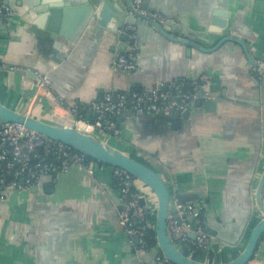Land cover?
<instances>
[{
    "label": "crops",
    "instance_id": "1",
    "mask_svg": "<svg viewBox=\"0 0 264 264\" xmlns=\"http://www.w3.org/2000/svg\"><path fill=\"white\" fill-rule=\"evenodd\" d=\"M2 1L15 14L9 23L0 18V103L20 114L72 126L71 108H81L86 116L89 104L105 94L158 86L175 92L179 85L186 90L190 82L205 78L203 89L216 102L214 111L206 112L193 101L187 119L174 118L177 128L160 125L149 115L126 113L117 122L121 143L99 138L155 169L170 184V193L204 200L213 241L221 242L212 243L208 252L219 263L234 259L263 217L256 194L264 171V104L242 48L226 42L204 52L142 24L136 28V69L120 71L112 64L128 48V40L122 29L115 33L113 28L130 16L125 0H105L114 15L105 28L95 17L86 20L83 11L104 0H60L74 12L58 21L65 44L55 53L41 19L43 0ZM142 2L178 20L174 37L208 50L220 36L207 31V19L216 8H225L236 30L224 36L245 42L244 35L252 30L246 46L255 44L257 53L251 58L264 53V15L252 13L254 0ZM29 72L47 76L48 88L37 92ZM35 92L38 98L32 102ZM50 186L52 192L46 193ZM37 187L36 193L7 190L0 200V264H125L126 237L115 225L117 191L108 168L90 177L74 167L42 177ZM136 187L155 202L144 184ZM248 264H264V236Z\"/></svg>",
    "mask_w": 264,
    "mask_h": 264
},
{
    "label": "built area",
    "instance_id": "2",
    "mask_svg": "<svg viewBox=\"0 0 264 264\" xmlns=\"http://www.w3.org/2000/svg\"><path fill=\"white\" fill-rule=\"evenodd\" d=\"M131 14L138 19L151 20L161 24L167 18L158 10L141 8L142 0H129ZM15 12L12 11L2 0H0V18L9 23ZM122 34L128 40V48L118 55L112 64L115 70L134 71L136 69L138 49V38L136 27L131 24L124 25ZM4 69L0 63V71ZM205 78L194 80L185 87L179 85L177 91L168 90H141L105 94L102 98L93 101L87 109L93 112L94 118L88 120L86 116L79 115L74 106L69 111L73 119V127L79 131L88 129L87 133L98 137L109 136L119 138L120 129L112 121L116 117L126 113L135 116H142L152 113L157 116L168 117L173 113L183 114L189 110L190 104L196 101L200 90H203ZM50 82L47 76L36 74L35 87L40 89L48 88ZM162 87V86H161ZM184 90V92H182ZM35 92L32 102L37 100ZM206 92L201 99H208ZM106 139V138H105ZM0 200H4L7 190H28L38 185L42 177L66 173L71 168H81L88 176L94 177L97 170L108 168L110 170L113 185L116 188L115 198L118 212V223L127 237L129 245L134 246V241L139 249H144V237L147 230L154 229L156 203L150 200L148 194L138 190L136 184L139 182L124 170L111 168L96 163L86 156L75 152L61 142L54 141L36 132L25 128L17 123L0 124ZM172 199L170 214L167 217V230L172 244L187 257L194 258L197 252L209 253L211 248V237L204 232L206 223L204 214L206 203L202 199L191 203H181L175 198ZM144 198L145 206H141L140 200ZM261 200L264 206V184L261 192ZM155 203V206H152ZM154 210V211H153ZM189 218L195 220V227L187 222ZM194 234V239L190 234ZM216 262L213 257L211 261ZM141 264V263H140ZM152 264H171L162 255L156 256Z\"/></svg>",
    "mask_w": 264,
    "mask_h": 264
},
{
    "label": "water",
    "instance_id": "3",
    "mask_svg": "<svg viewBox=\"0 0 264 264\" xmlns=\"http://www.w3.org/2000/svg\"><path fill=\"white\" fill-rule=\"evenodd\" d=\"M37 0H35L36 3ZM127 6L130 7V16H128L127 19L124 20V25L131 24L134 25L137 28H140L142 24L147 25L152 30L159 33L164 38L174 41L177 43L186 44L189 46H195L200 51L208 52L212 50H217L220 47L223 46L226 42H233L234 44H237L240 46L245 53L246 56H248L249 62L251 63V68L253 73L255 74L257 86H259L260 91V97L261 101L264 104V53L255 55L251 58V53H257V48L255 44H251V46L247 49V43L251 42L252 35L255 34L254 31H249L247 36L244 35V40L239 41L237 39L224 36L228 34L229 32L235 31L236 28H233V25L235 23L231 22V14L230 11L225 8H216L212 11V14L209 17L208 21V27L206 28L208 32L219 35V39L215 43V45L208 49H205L203 47H200L198 45H195L191 43L188 39H180L176 38L173 35L176 34V31H178V20L171 19L169 16L164 15L167 20L161 24H158L151 20H142L135 18L131 14V5L129 0H125ZM55 3V4H52ZM42 9L41 11V19L42 21L46 20L47 26L46 30L50 33V44L52 46L51 50L53 53L57 52L61 45L65 44L64 41V33L59 31L58 29V21L60 17L64 14L69 15L73 10L68 9L67 4H65L64 9L63 5L61 4L60 0H43L42 1ZM46 5L48 6L46 8ZM8 6V5H7ZM100 6V7H99ZM12 11H15L10 5L8 6ZM141 8L148 9L147 4L143 3L141 4ZM83 11L84 17L86 16V20H91L95 17V19H98V24L105 28L110 23L111 18H113V9L108 4L107 1H103L100 3H92L86 6ZM252 13L254 15H264V0H254V6ZM123 23L118 24L115 28H113V31L116 33L123 27ZM241 28L244 30V28L241 26ZM235 29V30H234ZM138 33V32H137ZM138 36V34H137ZM249 37V38H248ZM139 38V36H138ZM52 41V42H51ZM246 43V44H245ZM251 48V51H250ZM31 75L35 76L33 72H29ZM48 79V77H47ZM49 80V79H48ZM50 81V80H49ZM161 86L157 87V90H163ZM138 91H141L140 89ZM184 92V90L182 91ZM204 89L200 90L198 93L199 98L194 101V105L197 107H202L206 112L214 111L216 107V102L211 99V95L207 93L208 99L204 101L201 99ZM192 104V103H191ZM189 111L179 114V113H173L168 117L163 116H157L152 113H146L144 115H149L150 117H154L155 121H157L158 124H162L166 122L169 125H172V127L177 128L180 127L179 122H175L176 119L174 118H182L187 119L189 117ZM96 114L93 112H89L86 114V119L90 120L92 117L94 118ZM156 116V117H155ZM123 118L122 116L116 117V121H121ZM2 123H17L23 125L25 128L36 132L40 135H43L47 138H50L54 141L61 142L64 145L68 146L75 152H78L90 160L111 167V168H118L121 170H124L129 175H131L133 178H135L137 181L144 184L148 189H150L151 193L155 196V217H154V231H155V241L156 245L155 247L149 249L148 247H144L143 250L139 249V245L136 241H134V246L129 245L127 242V237L123 232L122 227L118 223V212L119 207L116 205L117 202L114 199V211L116 214V221L115 225L116 227L124 234L126 237V243H124V246L127 248L126 255L127 258L125 259V264H152L156 256L162 255L165 259H167L171 264H248L254 255L256 254L257 248L259 246V243L261 239L264 236V206L262 204L261 200V192L262 187L264 184V171L262 173L260 183L258 186L257 194H256V207L259 209V211L262 214V219L258 221L251 231L248 234L246 243L243 247V249L238 252L237 256L228 261V262H222V263H212V262H204L200 261L194 258H189L183 253H181L170 241V237L168 235L167 230V217L170 214V206L172 203V199L174 195L170 193V188L167 182L161 177V175L152 167L142 163L137 158H133L122 151L116 149L114 146L108 144L104 140L100 139L97 135L90 134L87 132L79 131L73 126H61L54 124L52 122H48L45 120L36 119L34 117L20 114L5 105L0 103V124ZM106 139H112L114 138L110 136H104ZM117 143H121L119 140H117ZM1 145V144H0ZM2 146V145H1ZM38 185L32 186L28 190H30L32 193L38 192ZM46 193L52 192V187H46L45 188ZM175 198L179 200L181 203H191L195 200H198L200 198L191 197L184 199L180 195H175ZM141 206L146 205V201L144 198L140 200ZM208 219H206V223L204 226V232L207 233L211 237V246L212 243L220 244L221 242H214L213 236L214 232H211L208 228ZM189 224L192 225V228L195 227V220L192 218H189L187 220ZM190 237L194 239V234L191 233ZM213 241V242H212ZM223 242V241H222ZM215 245V244H214Z\"/></svg>",
    "mask_w": 264,
    "mask_h": 264
},
{
    "label": "trees",
    "instance_id": "4",
    "mask_svg": "<svg viewBox=\"0 0 264 264\" xmlns=\"http://www.w3.org/2000/svg\"><path fill=\"white\" fill-rule=\"evenodd\" d=\"M77 112L79 115L85 116V111L82 110L81 108L77 107ZM112 121L116 124V126L118 127L117 121L115 119H112ZM119 128V127H118ZM110 137L113 138L112 134H108ZM144 247H148L149 249L155 247L156 245V241H155V231L154 230H147L146 231V235L144 237ZM185 255H187V253L185 252ZM203 255L202 252H197L195 254V259L200 260L201 261V256ZM209 261H211L212 256L209 253Z\"/></svg>",
    "mask_w": 264,
    "mask_h": 264
},
{
    "label": "bare ground",
    "instance_id": "5",
    "mask_svg": "<svg viewBox=\"0 0 264 264\" xmlns=\"http://www.w3.org/2000/svg\"><path fill=\"white\" fill-rule=\"evenodd\" d=\"M84 131H85V132H88L89 130H88V129H87V130H86V129H84ZM100 139H101V138H100ZM102 140H103V139H102Z\"/></svg>",
    "mask_w": 264,
    "mask_h": 264
}]
</instances>
